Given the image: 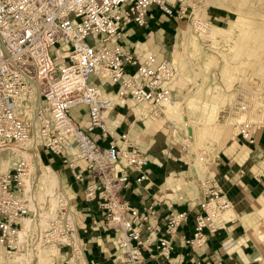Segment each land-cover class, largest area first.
Wrapping results in <instances>:
<instances>
[{
  "label": "built area",
  "instance_id": "2783aa9c",
  "mask_svg": "<svg viewBox=\"0 0 264 264\" xmlns=\"http://www.w3.org/2000/svg\"><path fill=\"white\" fill-rule=\"evenodd\" d=\"M208 1L0 0V156L36 134L37 145L59 157L70 170L81 186L82 199L96 202L101 227L116 233L115 253L123 264H145L142 249L149 244H154L155 252L149 254L154 264H183L181 258L171 256L172 240L189 215V210H170L167 237H152L160 230L149 224L152 206L139 211L122 195L131 174L136 173V183L146 178L147 158L127 133L114 136L118 125L111 116L113 109L126 106L141 121L164 120L170 131L176 127L174 120L165 121L164 114L166 107L176 103L171 89L176 76L173 62L158 59L138 44L132 50L124 49V28L130 23L146 26L155 9L185 23L191 31L207 35L212 30L207 11L214 7ZM199 9L204 17L195 13ZM103 85L112 89L105 92ZM255 87L264 100V87ZM249 102L237 108V115L248 111ZM135 105L141 107L137 112L132 108ZM75 108L87 114L83 124L73 117ZM262 117L264 120V110ZM256 123L238 121L234 135L252 142L250 132ZM198 160L204 164L213 161L208 153ZM27 169L22 157L14 167L0 172V264L19 250L18 235L31 213L20 187ZM258 179L264 184V167L258 170ZM208 185L205 199L196 205L193 234L183 238L184 245L202 246L204 230H217L228 208L217 184L209 181ZM71 197L64 189L58 194L56 210L46 218L41 241L57 249L61 264H88ZM143 229L148 231L145 239Z\"/></svg>",
  "mask_w": 264,
  "mask_h": 264
},
{
  "label": "crops",
  "instance_id": "0c3cea01",
  "mask_svg": "<svg viewBox=\"0 0 264 264\" xmlns=\"http://www.w3.org/2000/svg\"><path fill=\"white\" fill-rule=\"evenodd\" d=\"M152 13L154 18L146 26L130 23L124 28L122 46L132 50V46L138 44L152 51V47H157L154 52L158 59H167L160 45L153 44L158 39L164 41L176 35L182 22L170 19L155 9H152ZM213 14L222 18V14ZM92 81L97 82L95 78ZM101 88L105 92L112 89L109 85ZM80 111L81 108H76L72 113L75 120L83 124L87 114ZM111 116L118 125L114 136L127 133L131 143L139 149L143 148L140 150L147 158L143 168L146 178L136 183V173L131 174L128 187L122 191V195L139 211L152 206L154 213L149 224L160 228L152 237H167L165 225L170 210H189L187 221L180 225L172 240V257L181 258L183 264L199 261L211 264H252L257 256H264V184L258 179V170L264 166V126L252 127V142L237 138L233 129L230 140L222 146L208 147L207 153L213 161L204 164L197 161L192 163L182 145L185 139H181V143L174 140L176 127L170 131L165 125V132L152 129L149 134L150 127L157 121L134 118L133 112L126 106H116ZM166 132H169L168 135ZM44 158L47 165L59 173L64 190L73 196L71 206L74 207L77 234L87 263L123 264L115 253L116 233L101 227L96 202L82 199L81 186L73 180L70 170L61 163L59 157L49 154ZM197 180H203L204 185H196ZM209 181L217 184L231 207L222 213L217 230H204L206 240L202 246L184 245L183 238H190L193 234L196 205L205 199ZM147 234L148 231L143 229L142 238L145 239ZM142 250L145 264H154V260L149 259V254L155 252L154 244L145 245Z\"/></svg>",
  "mask_w": 264,
  "mask_h": 264
},
{
  "label": "rangeland",
  "instance_id": "374dc122",
  "mask_svg": "<svg viewBox=\"0 0 264 264\" xmlns=\"http://www.w3.org/2000/svg\"><path fill=\"white\" fill-rule=\"evenodd\" d=\"M198 13L205 16L203 9H200ZM213 13L222 14V18ZM207 15L212 22V30L209 34L202 35L189 29L186 41L184 38L181 39L180 30L186 28L185 23H181L176 35L169 36L164 41L158 39L153 44L160 45L165 52L163 55L173 62L176 71L171 89L178 105L172 109L165 108L168 110H164L165 121L174 120L176 122L174 140L185 139L182 145L192 163L199 162V156L207 153L209 146L220 147L230 140L238 121L257 122L253 126H264L262 124L264 100L259 97L255 89L257 88L255 86L264 87V0H216L214 7L207 11ZM152 48L155 52L157 51V47ZM243 81L247 82L248 87L243 86ZM246 101H250L248 111L237 115V108ZM132 108L134 112H137V108L141 109L137 105ZM154 123L149 131L158 129L165 132L164 120ZM167 133L169 132L165 134L168 135ZM13 146L24 147L26 143ZM37 151L40 158L42 157V162L47 165L44 157L49 154L38 145ZM12 153L11 148L3 151L0 156L2 157L0 168L3 171L0 170V172L14 167L17 160L22 158L21 155ZM27 167L25 178L31 181L28 196L25 194L24 181L20 183V187L29 207L31 201L34 204V207H30L31 213L27 218L31 219L32 227L28 233L31 235L25 239H18L21 242L16 254L25 252L24 241L27 240L26 242H29V264H44L48 260L41 254L42 261H39V258H33L37 252L41 253L42 249H49L40 241L48 216L43 219L39 215L53 213L56 210L57 196L64 189V185L61 181L62 185L58 187L56 199L54 198L55 206L46 207L47 204L39 199L40 184L32 176L29 166ZM57 175L60 178L58 172ZM196 183L199 187L204 185L203 180H197ZM230 207L231 204L228 201V208ZM73 208L71 207L72 211ZM262 226L264 228V222ZM31 247L35 248V253L32 255ZM16 254L5 261V264H15ZM258 258L264 260V256L259 255L252 264H264V261H256ZM49 261L51 264H61L59 252H55Z\"/></svg>",
  "mask_w": 264,
  "mask_h": 264
},
{
  "label": "bare ground",
  "instance_id": "6f19581e",
  "mask_svg": "<svg viewBox=\"0 0 264 264\" xmlns=\"http://www.w3.org/2000/svg\"><path fill=\"white\" fill-rule=\"evenodd\" d=\"M216 0H210L208 1V4H213ZM219 1V0H217ZM200 12V9L199 10H195V13H198ZM190 28L189 27H186L185 29H182L180 30V35H181V39L184 38L186 41H187V35H188V30ZM190 35V34H189ZM189 37V36H188ZM193 42V41H192ZM250 64V63H249ZM253 64V63H252ZM251 64V65H252ZM255 64V63H254ZM253 64V65H254ZM249 66V65H248ZM259 66V65H257ZM238 68V67H237ZM255 69V67H254ZM255 71V70H254ZM261 75V74H260ZM263 76V75H261ZM261 77L259 76V79ZM263 83V82H262ZM243 86L244 87H248V84L247 82L243 81ZM230 87V86H228ZM227 87V89H228ZM260 87V86H259ZM110 88V87H109ZM107 91V89H106ZM217 91V90H216ZM215 93V92H214ZM218 94V93H217ZM216 94V95H217ZM219 95V94H218ZM178 103H175L173 106H168L170 107V109L172 108H175V106H177ZM181 105V104H180ZM76 109V108H75ZM74 109V110H75ZM166 110V109H165ZM137 111H139V109L137 108ZM168 111V110H166ZM148 124L151 122H147ZM132 127H134L132 125ZM190 131V130H189ZM116 134V133H115ZM190 134H188L189 136ZM193 136V135H192ZM189 139V138H188ZM187 141V139H186ZM37 143H39L38 141V138L36 136V134H34L27 142H26V146L24 147H18V146H10L9 148H11L12 150V154L16 155V154H19L21 155L27 162V166H29V168L31 169V173H32V176L34 177V179L40 184V200L44 203L47 204L46 207H49V206H55V201H54V198L56 199V194H57V190H58V187L60 186V184L62 185V180H61V177L59 178L58 175H57V172L54 171L50 166L48 165H45L41 158H40V155L37 151ZM189 144V143H188ZM17 155V156H19ZM7 157V155H6ZM2 157H0L1 159ZM1 161V160H0ZM189 161V159H188ZM10 162V161H9ZM10 164V163H9ZM4 169V168H3ZM8 168H6L7 170ZM1 171L2 168H0ZM194 170V169H193ZM184 173V172H183ZM186 173V172H185ZM194 173V172H193ZM27 175V174H25ZM179 176V175H178ZM31 177V176H30ZM195 178V177H194ZM191 179V178H190ZM187 180V179H186ZM25 182L23 183L24 186H25V194L27 195L29 193V191L31 190V181L27 178H25V176H22L21 177V182ZM172 183V182H171ZM182 183V182H181ZM175 184V183H174ZM173 184V185H174ZM180 184V183H179ZM64 185V183H63ZM177 185V184H176ZM198 185V184H197ZM170 186V185H169ZM184 186V185H183ZM164 187V186H163ZM175 187V186H174ZM197 187V186H196ZM171 188V187H170ZM164 191V190H163ZM28 196V195H27ZM29 199L31 200V198L29 197ZM41 202V203H42ZM53 202V203H52ZM54 204V205H53ZM33 202L31 201L30 203V207H34L33 206ZM55 208V207H54ZM53 208V209H54ZM32 209V208H31ZM34 209V208H33ZM52 209V210H53ZM228 209V208H227ZM226 209V210H227ZM47 210V209H46ZM43 213V212H41ZM52 213V212H51ZM51 213H46V214H40L39 216H42V218H46L47 216H49ZM37 221H40V219H37ZM43 221V220H42ZM33 222V221H32ZM38 224L40 222H37ZM39 226V225H38ZM31 219H25L22 223V229L20 230L19 232V239H25L27 238V236L31 235V234H28L30 229H31ZM39 237V236H38ZM29 240V239H28ZM27 241V240H26ZM24 241L25 243V252L24 253H18L16 254L17 256L15 257V264H29V249H28V246H29V242H26ZM41 241V240H40ZM21 242V241H20ZM23 243V242H22ZM39 244V243H38ZM43 244V243H42ZM23 245V244H22ZM43 248V247H42ZM48 248V247H47ZM31 255L32 253H35V248H32L31 247ZM55 252H58L57 249H55L54 247H49L48 250H45L42 249L41 250V253L40 251L37 252L33 258H39V261H42L43 257H45L46 260H48L46 263L44 264H51L50 263V258L53 256V254ZM40 254L43 256V257H40ZM256 261H264L262 260V258H258ZM14 263V262H13ZM40 264V263H38Z\"/></svg>",
  "mask_w": 264,
  "mask_h": 264
},
{
  "label": "trees",
  "instance_id": "16d2710c",
  "mask_svg": "<svg viewBox=\"0 0 264 264\" xmlns=\"http://www.w3.org/2000/svg\"><path fill=\"white\" fill-rule=\"evenodd\" d=\"M44 162H45V160H43ZM45 163H47V162H45Z\"/></svg>",
  "mask_w": 264,
  "mask_h": 264
}]
</instances>
